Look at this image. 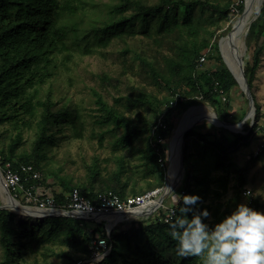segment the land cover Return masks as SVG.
I'll use <instances>...</instances> for the list:
<instances>
[{
  "label": "trees",
  "instance_id": "16d2710c",
  "mask_svg": "<svg viewBox=\"0 0 264 264\" xmlns=\"http://www.w3.org/2000/svg\"><path fill=\"white\" fill-rule=\"evenodd\" d=\"M86 3V0H0V126L8 125L6 131L11 132L7 135L8 145L0 146L1 167L7 162L15 167L31 163L42 173L41 161L46 158L48 144L55 142L63 118H68L75 135L82 137L83 121L76 111L67 105L56 108L52 91H48L44 97L40 96L43 86L57 73L52 56L63 53L64 58L69 59L70 52L74 49L90 54L95 46H107L114 38L126 41L127 36L136 33L131 26L134 20L148 22L150 17L158 18L153 28L154 33L149 30L147 35L153 37L155 42L169 44L170 54L164 57L163 64L147 58L141 60L147 66L149 75L157 83L163 84L171 92V96L161 101L162 104L165 102L161 108L156 107L149 94L144 91H139L136 96H119L115 99V105L109 104L99 92H95L101 111L97 122L123 129L116 141V151H127L133 155L135 139L147 134V146L141 156L143 175L147 177L153 174L157 181L138 190L136 172L127 166L126 155H118L115 169L107 174L103 171L99 158L94 157L93 162L85 164L84 182L75 183L72 179L59 178L62 191L55 196L59 205L68 202L69 196L66 194L70 195L75 188L83 196L96 202L98 194L107 191L125 198L132 184L134 187L130 193L134 195L163 187L166 178V165L163 162L166 163L167 150L165 144L158 142V137H168L172 132L175 113L186 111L202 102L216 108L218 117L228 122L230 113L226 108L230 107L231 110L230 94L239 86L230 70L201 71L199 64L202 51L213 47L212 36L209 35L214 36L217 31L209 29L206 21L196 17L195 10L199 8L202 12H219L230 19L232 11L229 3L220 7L218 0H164L162 4L145 5L137 0H122L103 18L102 23L89 28L78 20ZM131 5L136 11L126 14ZM165 5H169V8L165 9ZM236 8L241 13L244 10V0H240ZM263 33L264 5L260 15L249 27L247 45L258 44ZM216 50L219 48L216 47ZM258 64L259 59L255 60L254 65L246 63L245 75L250 87ZM101 81L108 84L115 80L104 74ZM219 89L224 90L225 101ZM177 93L183 95L184 99H178L176 106L172 108L167 107ZM254 98L256 100L255 95ZM121 104L126 105V110L135 112L137 120L127 117L116 107ZM218 105L224 110L217 109ZM142 109L152 114L150 119L141 112ZM256 111H260L257 101ZM164 112L167 129L152 136V128ZM257 127V122L252 126H245V132L218 127V135L212 140V135L208 133H196V126L185 136V170L179 194L183 192L202 197L198 206L209 211L210 215L205 222L210 226L232 212L231 202L226 204L222 201L230 190L231 168L235 165L231 152L247 141ZM32 128L36 131L31 150L18 154L24 142L23 131ZM192 147L194 151H191ZM188 154L197 155L192 164H189ZM260 155L251 157L248 162L257 160ZM110 160L111 158H106L104 162ZM247 169V166L239 169L234 200L245 189ZM171 201L168 200V203ZM91 223L93 222L90 220L72 217H46L37 225L29 224L28 221L17 225L15 213L0 209V245L3 250L0 264H16L17 259L22 258L26 252L38 253L42 245L56 241L70 243L81 250L78 258L71 257L67 263L76 264L78 259L89 254L90 243L96 234L107 236L104 222H95L90 227ZM145 224V220H133L128 229H123L118 234L111 232V254H121V251L115 249L118 239H131L140 232L146 233L148 244L145 247L138 246L132 255L123 254V264H202L201 258L180 259L175 256V242L167 235V223L159 219L150 227H145Z\"/></svg>",
  "mask_w": 264,
  "mask_h": 264
},
{
  "label": "rangeland",
  "instance_id": "374dc122",
  "mask_svg": "<svg viewBox=\"0 0 264 264\" xmlns=\"http://www.w3.org/2000/svg\"><path fill=\"white\" fill-rule=\"evenodd\" d=\"M87 3L84 9L80 12V17L78 20L83 22V26L90 27L94 24L102 23L103 18L110 13L113 7L116 6L122 0H86ZM145 5L162 4L164 0H137ZM191 1V0H185ZM220 7H224L226 4H230L232 11L231 18L219 14V12H212L206 10L202 12L199 8L195 10V16L201 18L207 22V26L211 30H216V34L209 35L212 36L213 47H209L202 51V55H205V61L201 65V71H218L228 69L232 71L229 64V59L231 56L230 52L223 48V43L229 38V34L232 32L234 25L238 22L240 17L243 15L244 10L240 13L237 10V5L240 4V0H218ZM244 0V5H245ZM264 5V0L256 6L253 10V15L249 20V23L243 28L242 35L240 36V44L238 45V51L232 57V63L239 76V80L242 81L240 75L239 66V54L244 60V69L246 63L254 65L255 60L259 59L258 67L255 71V75L252 81V93L264 92V33L260 36L258 44L247 45V34L250 27V23L254 18H257ZM169 5H165V9H168ZM181 9L182 6L180 7ZM259 8L261 9L258 13ZM136 11L134 6H130L125 12L126 14H131ZM156 16L150 17L148 22H140L139 20H134L131 24L132 28H135L134 35L127 36L126 41H122L119 38H114L107 46H95L94 50L90 54H83L81 51L74 49L70 52L69 59L64 58L63 53L54 54L53 60L54 64L57 66L56 75L51 78L46 85L43 86L41 90V97L46 96L48 91H52L53 99L56 102V108H60L64 105L70 106L76 113H78L83 121L82 137L78 138L73 130V126L69 123L68 118H63V123L59 126L60 130L57 132V137L55 142L48 144L46 149V158L41 161L42 178L39 183L41 190L47 194L56 196L62 191L60 186V179H72L76 182H84L86 176L85 164L93 162V158L97 157L100 160V165L104 168V172L107 174L108 171H113L117 165L115 159L119 155L127 156V166L135 170L137 179V189H145L149 183L157 181V177L153 174L145 177L143 175V158L142 154L145 152L147 146V134H144L134 141V154L127 151H116V141L123 133L122 128H115L112 124L102 125L97 121L100 118L101 111L96 102L95 92H99L103 98L111 105H115V99L119 96H136L139 91L147 92L150 99L154 102L156 107H163L165 102L162 104L165 98L171 96V92L159 84L149 75L147 66L142 62L141 58H147L149 60H156L163 64L164 57L170 54L169 44L163 42H155L153 37H149L147 34L154 33V26L156 25ZM216 47L219 50H216ZM239 67V68H238ZM232 73V72H231ZM108 74L114 82L108 84H103L101 81V76ZM234 76V74H233ZM235 77V76H234ZM236 79V78H235ZM237 80V79H236ZM187 88V87H186ZM263 95H260V97ZM264 97V96H263ZM230 107L226 108L229 115V123H243L240 129L235 128L239 132H245V126L252 125L261 119L262 113V103H258L260 111L255 112L253 119H244L247 113L250 111L249 101L243 92L240 84L235 87L230 94ZM256 102V100H255ZM125 104L117 105L120 111L124 112L127 117H133L137 120V115L135 112L126 110ZM198 106H205L211 111L212 114L217 113L216 108L210 106L207 103H198ZM256 106V103H255ZM195 107V108H196ZM217 109L224 110L220 105ZM189 109V108H188ZM187 109V110H188ZM225 109V111H226ZM177 111L175 113L174 129L168 135L165 143V148L167 150L166 158V178L169 173L170 168V141L175 128L181 124V122L192 112L188 111ZM145 116L150 119L151 113L146 110H141ZM197 126V128H196ZM8 125L0 126V138L1 147H6L9 143L7 135L11 132L6 131ZM219 125L203 120L195 125L196 133L205 132L210 135V139L213 140L215 135H218ZM193 128V129H194ZM229 130V129H228ZM35 128L25 129L23 131L24 142L19 148L18 154L26 151H30L32 148V143L35 137ZM232 131V130H229ZM194 137H192L193 139ZM247 145L241 143L235 150L231 152V158L235 162L232 166V179L230 183L229 192L223 197L222 201L224 203L231 202V210L234 211L238 204L244 203L242 201V194L236 200L234 196L236 195L237 187V176L239 169L242 167H248L249 170H255V165L253 162H248L246 158L248 152ZM242 149V150H241ZM194 151V148H191ZM197 155L188 154L189 164L194 162ZM111 158L109 162H104V159ZM183 163V154L181 155ZM1 164V160H0ZM175 171L176 166H171ZM3 167L0 165V170ZM184 167L181 166L180 172L184 176ZM60 178V179H59ZM165 183L163 186L166 185ZM183 178L179 179L172 191L179 194L182 187ZM196 180H194L195 182ZM249 187L255 192L256 201L258 204V210L264 212V208L261 206L263 198V192L260 189L252 186L250 180H248ZM134 185H130L129 194L126 196L134 195L130 193L131 188ZM245 188V186H244ZM11 193V192H10ZM12 195V193H11ZM69 196V193L66 194ZM5 193L0 189V206L6 205L5 203ZM259 199V200H258ZM168 200L171 201L168 203ZM165 202L168 205L174 204L173 193H168L165 198ZM21 205L27 207L33 205L27 204L25 200H20ZM33 209H36L35 207ZM10 210V209H8ZM12 211V210H10ZM14 213V211H12ZM38 213H42L37 210ZM133 217H136L134 215ZM119 219V220H117ZM140 220H145L147 224L145 227H150L155 225L160 219L159 212L153 215H148ZM138 219V220H139ZM28 221L29 224L37 225L42 222L43 219L34 217H24L15 213V222L17 225ZM110 222L103 221L105 226L113 227V233H120L123 229H128L131 225V219L121 221L120 218L115 220H109ZM136 221V220H135ZM92 225L95 221H92ZM150 231V230H149ZM148 243L146 242L145 231L140 232L135 238L127 239L121 238L116 241L115 249L121 251V254H111L103 262V264H123L122 256L123 254L132 255L138 246L145 247ZM81 250L73 246L70 243H63L60 241L48 242L41 246L38 253L26 252L22 258H18L16 264H67L71 257L78 258L81 255ZM3 250L0 245V262L2 260ZM69 255V256H68Z\"/></svg>",
  "mask_w": 264,
  "mask_h": 264
},
{
  "label": "clouds",
  "instance_id": "9594fccd",
  "mask_svg": "<svg viewBox=\"0 0 264 264\" xmlns=\"http://www.w3.org/2000/svg\"><path fill=\"white\" fill-rule=\"evenodd\" d=\"M169 191L177 207L166 231L177 258H201L202 264H264V212L240 203L210 226L205 222L209 211L198 206L200 195ZM250 194L245 192L246 197Z\"/></svg>",
  "mask_w": 264,
  "mask_h": 264
},
{
  "label": "built area",
  "instance_id": "2783aa9c",
  "mask_svg": "<svg viewBox=\"0 0 264 264\" xmlns=\"http://www.w3.org/2000/svg\"><path fill=\"white\" fill-rule=\"evenodd\" d=\"M205 55L206 54L202 55L199 61L200 65H202L205 61ZM219 93L222 96V99L225 101L226 96L224 90L219 89ZM178 99L182 100L184 99V96L177 93L176 96L170 100L167 107L169 106L172 108L176 106ZM165 113L166 112H164L159 117L157 123L152 128V136H155L158 131H166L167 124L164 121ZM166 139L167 137L159 136L158 142L161 145H164L166 143ZM263 151L264 137L249 155L248 159L260 155ZM160 161L162 160L160 159ZM163 164L166 165L164 162ZM1 173L5 184L12 193L15 200L19 203L20 200H25L28 206L33 205L38 210H67L92 215L128 212L148 208L151 206L150 208L154 210L151 215L159 212L160 220L166 223L171 215L172 210L177 207V205H168L165 200L163 202L161 201V197L164 194V186L151 189L140 195H131L125 198L121 197L117 193H114L113 191H107L99 193L96 202H92L83 196L79 189L75 188L70 193L68 202L64 205H59L56 202L54 196L45 194L39 187L42 173L41 171H38L33 164L22 163L15 167L10 162H7L4 165ZM246 191L251 193L248 197L245 196ZM181 194H183V192ZM242 197L245 199V203H247L253 209L258 210L256 204V195L252 189L245 188L242 192ZM29 207L31 208V206ZM138 219L139 218L131 219V221ZM90 221H95L96 223L103 222L100 218ZM112 230L110 231L109 227L107 228V236L96 234L90 243L89 254L78 259L76 264H102L104 260L112 253V243L110 241Z\"/></svg>",
  "mask_w": 264,
  "mask_h": 264
},
{
  "label": "bare ground",
  "instance_id": "6f19581e",
  "mask_svg": "<svg viewBox=\"0 0 264 264\" xmlns=\"http://www.w3.org/2000/svg\"><path fill=\"white\" fill-rule=\"evenodd\" d=\"M263 0H246L247 9L243 16L240 17L238 22L234 25L232 32L228 36L229 38L223 43V48L226 49V51L230 52L229 55L231 56V59H229V64L231 66L232 71L234 72L235 76L239 80V76L237 72L235 71V68L232 63V57L235 55L236 51H238V45L240 44V36L242 35L243 28L249 23V20L251 19L253 13V10L258 6ZM241 57V55L239 54ZM239 68V67H238ZM240 81V80H239ZM241 82V81H240ZM192 107L190 110L192 112L179 124L172 135L171 141H170V168L168 173V189L175 186L177 181L180 179V168H181V155H182V145H183V134L187 127L195 123V125L203 120H208L215 125H219L218 121L215 118V114H212L209 109H207L205 106H198V107ZM253 119V112H250L247 119ZM243 123H238L237 125L229 126V130L237 131L234 129L238 128L240 129L242 127ZM220 126V125H219ZM171 166H176L177 169L174 171ZM0 189L4 191L5 193V203L6 205L10 206L18 215L25 216V214H31V215H41L42 213H38L36 209L29 208V207H22L17 201H14L10 198V196L7 194L6 190L4 189L2 180L0 179ZM149 206L148 208H150ZM40 211V210H38ZM42 212V211H40ZM116 218H110V220H115ZM119 220V219H117ZM120 223V221H119ZM111 228V227H110ZM113 228V227H112Z\"/></svg>",
  "mask_w": 264,
  "mask_h": 264
},
{
  "label": "water",
  "instance_id": "95a60500",
  "mask_svg": "<svg viewBox=\"0 0 264 264\" xmlns=\"http://www.w3.org/2000/svg\"><path fill=\"white\" fill-rule=\"evenodd\" d=\"M246 9H247V5H246V1H245V5H244V12H243V15L245 14L246 12ZM260 8L258 10V13L260 12ZM242 15V16H243ZM256 18H254L251 23L255 20ZM250 23V25H251ZM248 32V31H247ZM230 35V34H229ZM239 66H240V75L242 77V81L240 82L238 80V78L235 76L234 72H232V74H234L235 78L237 79V82L240 84L243 92L245 93L248 101H249V107H250V111L247 113L246 117L244 119H247L248 115L250 112H253V117L255 116V112H256V106H255V98H254V95L252 93V90H251V87L248 83V78L246 77L245 75V69H244V60L241 57H239ZM194 107V106H192ZM190 107V108H192ZM189 108V109H190ZM188 109V110H189ZM187 110V111H188ZM215 114V118L216 120L218 121V123H220L219 125L221 127H224L226 129H229V126H232V125H237V124H234V123H229V122H226V121H223L221 120L218 115L216 113ZM195 127V123H193L192 125H190L189 127H187V129L185 130L184 134H183V145H182V154L184 153V149H185V136L186 134L192 130L193 128ZM234 132H239V131H234ZM181 166L184 167L182 161H181ZM180 179H182L184 176L181 174L180 172ZM0 179L2 180V183H3V186H4V189L6 190L7 194L10 196V198L14 201H16L13 197V195H11L7 185L5 184L4 182V179H3V176H2V173H1V170H0ZM172 190V188H171ZM168 193H170L169 189H168V175H167V178H166V185L164 186V194L163 196L161 197V201L163 202L166 198V196L168 195ZM19 203V202H18ZM20 204V203H19ZM21 205V204H20ZM22 207H27L25 205H21ZM30 208V207H29ZM0 209H10L12 211H14V213H16L13 208H11L10 206L8 205H2L0 206ZM38 210V209H36ZM42 211V214L41 215H31V214H25L24 217H34V218H40V219H44L46 217H72V218H77V219H86V220H93V219H98L100 218L102 221H106V222H110V218H120V222L121 221H125V220H128V219H135V218H142V217H145V216H148V215H151V213L154 211L153 209L151 208H144V209H138V210H134V211H128V212H121V213H103V214H86V213H79V212H73V211H67V210H56V211H44V210H40ZM134 215H136V217H133ZM109 230L111 231L112 228L109 227Z\"/></svg>",
  "mask_w": 264,
  "mask_h": 264
},
{
  "label": "crops",
  "instance_id": "0c3cea01",
  "mask_svg": "<svg viewBox=\"0 0 264 264\" xmlns=\"http://www.w3.org/2000/svg\"><path fill=\"white\" fill-rule=\"evenodd\" d=\"M255 97H256V101L260 104L262 103V107H261V119H259L257 121L258 127L256 130H254L251 134H250V138L245 141L242 142L243 144L247 145V150L249 151L246 158L248 159L249 155L252 153V151L255 149V147H257V145L260 143V141L262 140V138L264 137V92L261 91L259 93H254ZM260 95H263L260 97ZM242 150V149H241ZM255 163H254V162ZM251 162L254 163L255 165V170L252 169L249 170L246 174V184H245V188H252L249 187L248 184V180H250L252 186H255L256 188L260 189V192H263V198H260V201H262V207L264 208V152L260 155V157L256 160H253ZM255 193V192H254ZM243 198V197H242ZM259 200V199H258ZM242 201H244L245 203V199L243 198ZM258 205V204H257Z\"/></svg>",
  "mask_w": 264,
  "mask_h": 264
}]
</instances>
